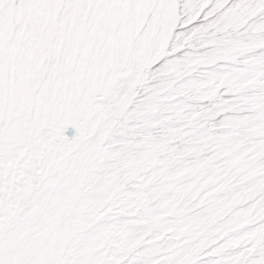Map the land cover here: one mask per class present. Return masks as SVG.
Returning a JSON list of instances; mask_svg holds the SVG:
<instances>
[{
  "label": "snow or ice",
  "instance_id": "1",
  "mask_svg": "<svg viewBox=\"0 0 264 264\" xmlns=\"http://www.w3.org/2000/svg\"><path fill=\"white\" fill-rule=\"evenodd\" d=\"M0 264H264V0H0Z\"/></svg>",
  "mask_w": 264,
  "mask_h": 264
}]
</instances>
